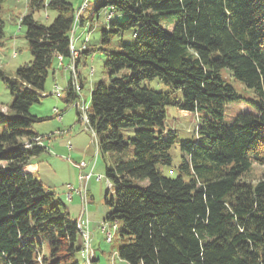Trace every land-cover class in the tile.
<instances>
[{"label": "trees", "instance_id": "1", "mask_svg": "<svg viewBox=\"0 0 264 264\" xmlns=\"http://www.w3.org/2000/svg\"><path fill=\"white\" fill-rule=\"evenodd\" d=\"M43 7L58 12L48 25L34 18ZM80 8L72 0H30L21 18L32 59L5 78L15 96L5 112L0 106V123H7L0 135V264H80L79 218L27 168L45 150L33 126L47 119L30 108L44 97L54 60L71 62V39L84 23L82 10L75 26ZM98 8L111 10L109 27L133 29L135 38L111 51L108 77L94 83L87 106L99 148L117 153L106 168L113 193L105 201L108 220L128 237L119 257L130 264H264V0H104ZM113 11L123 23L112 22ZM3 37L0 23V46ZM78 51L76 67L87 42ZM228 75L258 97L253 111L230 124L226 108L241 97ZM155 78L170 90L144 83ZM78 93L71 78L66 102L76 103ZM167 105L199 114L196 138L181 144L177 176L159 169L173 163L176 141L165 128ZM254 165L262 168L257 179L249 178Z\"/></svg>", "mask_w": 264, "mask_h": 264}, {"label": "rangeland", "instance_id": "2", "mask_svg": "<svg viewBox=\"0 0 264 264\" xmlns=\"http://www.w3.org/2000/svg\"><path fill=\"white\" fill-rule=\"evenodd\" d=\"M103 1L87 0L81 14L84 23L75 31V47L82 50L86 42L88 45V52L82 53L77 62L79 84L81 83L80 87H82L76 102L85 100L89 110L94 83L108 77L106 63L111 51L118 49L122 43L135 41L133 29L116 32L114 30L118 28L117 25L109 27L107 13L110 14L111 10L98 8ZM29 2L30 0H3L0 8V23L3 24L4 30L0 46V68L3 73L0 74V106L4 112L15 96L5 78L13 79L16 70L32 59L25 37L26 27L20 23L21 18L29 12ZM72 2L74 8L78 10L85 0H72ZM57 14L56 10L43 7L34 11V18L48 25ZM125 19L124 15L121 16L113 11L112 22L123 23ZM104 30H107L106 35L103 33ZM64 61V66L61 67L59 66V64L62 65L60 60H54L53 69L50 70L42 94L44 97L30 108L31 114L47 118L33 126V130L41 137L40 146L45 147V150L30 158V163L39 166L37 170L32 169V173L45 184L48 190L56 194L57 198L67 207L71 218L81 219L84 205L82 195L76 190L82 186L86 189L88 200L86 214L90 220L88 230L91 233V249L92 254L94 252L99 257L92 264H130L118 255L119 247L128 242V237L121 234V223L116 225L108 220L110 208L105 201L107 194L113 193V188L111 189L106 177V168L114 163L117 153H106L100 149L94 133L86 123L87 120L81 119L78 114L75 103L66 102L65 89L73 75L69 69L70 61L65 59ZM228 78L241 100L227 106L224 117L226 124H230L240 112L253 111L254 103L258 101L252 89L246 87L235 77L228 75ZM144 83L156 91L170 90V87L158 78L146 80ZM56 85L61 88L62 91H60L64 93V96L56 95ZM54 109L60 111L61 119L57 117ZM165 111V128L176 134V141L171 149L173 163L160 165L159 169L165 176H177L180 173L178 166L183 155L181 144L185 140L196 138L199 114L195 111L181 109L176 105H167ZM6 127V122L0 123V135ZM77 165H82V167ZM261 172L262 168L254 165L249 178L257 179ZM82 175L85 176L83 182ZM134 181L140 185L147 184L146 180L135 179ZM69 184L73 187L72 191L68 188ZM70 193L73 195L72 199L68 198ZM109 232L113 236L111 242L107 241ZM80 236L83 237L82 234ZM81 256L78 254L77 260L80 264H86Z\"/></svg>", "mask_w": 264, "mask_h": 264}, {"label": "built area", "instance_id": "3", "mask_svg": "<svg viewBox=\"0 0 264 264\" xmlns=\"http://www.w3.org/2000/svg\"><path fill=\"white\" fill-rule=\"evenodd\" d=\"M79 17H80V13H77L76 14V23H75V26H77V24H78V19H79ZM77 29V28H76ZM75 37V35L72 37V39H71V46H70V48H71V52H72V57H73V53H74V48L72 47V40H73V38ZM86 44V43H85ZM71 57V58H72ZM69 69L72 71V84H73V87H74V89H75V91L77 92V82H79V78H78V75H75V73L73 72V70H72V67H71V64H70V66H69ZM57 87V90H61V88L59 87V86H56ZM62 91V90H61ZM78 93V92H77ZM78 95L80 96V94L78 93ZM63 96H64V93H63ZM75 105H76V107H77V109H78V111L80 112V117H81V119H84V115H83V107L85 106V100H80V101H77L76 103H75ZM54 111H55V114L57 115V117L59 118V119H61L62 118V115L60 114V111L58 110V109H54ZM25 147L26 148H31L32 147V139H31V141H30V143L28 144V145H25ZM78 167H82V165H77ZM84 178H85V176H81V179H82V182L84 181ZM68 188L72 191L73 190V187H72V185H68ZM76 192L78 193V194H80V195H82V200H83V205H84V208H83V210H82V212H81V220H82V223H83V225H84V227H85V230H86V242H88V260H89V264H92V249H91V233L89 232V230H88V226H89V224H90V220H89V218H88V215L86 214V209H87V192H86V189L82 186L81 188H78L77 190H76ZM72 197H73V195H72V193H70V194H68V198L69 199H72ZM105 227V226H104Z\"/></svg>", "mask_w": 264, "mask_h": 264}, {"label": "bare ground", "instance_id": "4", "mask_svg": "<svg viewBox=\"0 0 264 264\" xmlns=\"http://www.w3.org/2000/svg\"><path fill=\"white\" fill-rule=\"evenodd\" d=\"M86 4L87 3H84L82 5V7L79 9L78 13H80L82 10L85 9ZM75 41H76V39L74 37L73 40H72V47L74 48V53H73V57L71 59L70 64H71V67L73 69V72L75 73V75H77V67H76V64H75V60H76V58L79 55V51L77 49H75ZM59 60H60V63L63 64V61H64L63 56H60ZM70 64H69V66H70ZM80 88H81L80 87V84H79V82H77V92L80 90ZM56 95L57 96H62L63 95V93L60 90H57V87H56ZM83 111H84V113H83L84 118L88 121L87 105H86V103H85V106L83 107ZM34 140H35V142H40L41 141L40 138H34ZM79 227L81 229V232L83 234V237L85 238L84 247L82 249V255L85 257L86 263L89 264V260L87 258L88 257V242H86V230H85V227H84L81 219H80ZM112 240H113V236H112L111 232H109L108 235H107V241L111 242Z\"/></svg>", "mask_w": 264, "mask_h": 264}, {"label": "crops", "instance_id": "5", "mask_svg": "<svg viewBox=\"0 0 264 264\" xmlns=\"http://www.w3.org/2000/svg\"><path fill=\"white\" fill-rule=\"evenodd\" d=\"M58 61V60H57ZM64 62H66V61H64ZM67 63H68V61H67ZM59 66H61V67H63L64 66V63L62 64V65H60L59 64ZM54 74H55V70H54ZM56 75V74H55ZM69 83V82H68ZM37 133V132H36ZM27 168L28 169H31V172H32V169H35V170H37V169H39V166L37 167V165H34L33 163H30V160H29V163H28V165H27ZM59 199V198H58ZM60 200V199H59ZM67 208V207H66ZM78 218V217H77ZM92 256H93V262H95V260H97V259H99V257H97L95 254H94V252H93V254H92Z\"/></svg>", "mask_w": 264, "mask_h": 264}, {"label": "water", "instance_id": "6", "mask_svg": "<svg viewBox=\"0 0 264 264\" xmlns=\"http://www.w3.org/2000/svg\"><path fill=\"white\" fill-rule=\"evenodd\" d=\"M27 170V169H26Z\"/></svg>", "mask_w": 264, "mask_h": 264}]
</instances>
